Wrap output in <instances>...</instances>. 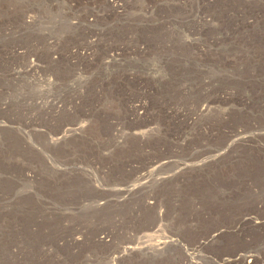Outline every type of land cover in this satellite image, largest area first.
I'll return each mask as SVG.
<instances>
[{"label":"rangeland","instance_id":"1","mask_svg":"<svg viewBox=\"0 0 264 264\" xmlns=\"http://www.w3.org/2000/svg\"><path fill=\"white\" fill-rule=\"evenodd\" d=\"M263 244L264 0H0V264Z\"/></svg>","mask_w":264,"mask_h":264},{"label":"bare ground","instance_id":"2","mask_svg":"<svg viewBox=\"0 0 264 264\" xmlns=\"http://www.w3.org/2000/svg\"><path fill=\"white\" fill-rule=\"evenodd\" d=\"M211 23V22H210ZM238 33V32H237ZM232 35V34H231ZM181 43V42H180ZM236 71V70H235ZM207 77V76H206ZM205 83V82H204ZM206 85V84H205ZM181 91H183V90H181ZM184 94V93H183ZM140 103H141V101H140ZM144 103V102H143ZM143 103L142 104H139L137 107H136V111L138 112H141L140 110H142L144 107H145V105L143 106ZM50 106H52V105H50ZM54 107V106H53ZM213 109L214 108H212V107H210L208 104L207 105H203L200 109H198L197 110V113H195L196 115V117H204V116H207V115H209V114H211L212 112H213ZM144 110V109H143ZM82 130H83V127H79V128H77V129H74V130H71V129H68V130H66L65 131V133H63L59 138H57L55 141H53L51 144H53V145H57V144H59V143H61L62 141H64V140H66V139H68V137H70V136H72V135H77L78 133H81L82 132ZM152 133H153V131H150V132H147L145 135H141L140 137L142 138V139H147L148 137H150V136H148V135H152ZM148 136V137H147ZM146 137V138H145ZM157 137V136H156ZM146 205V204H145ZM212 239H214V238H212ZM264 245V244H263ZM261 250H262V248H261ZM261 252H264V248H263V250L261 251ZM249 254V253H248ZM264 254V253H263ZM245 255V254H244ZM262 255V254H261ZM255 256V255H254ZM254 256H252V254L250 255L249 254V256H245V260L246 259H248L249 260V263H251L253 260H252V258L254 259ZM255 258H256V256H255ZM244 260V261H245Z\"/></svg>","mask_w":264,"mask_h":264}]
</instances>
